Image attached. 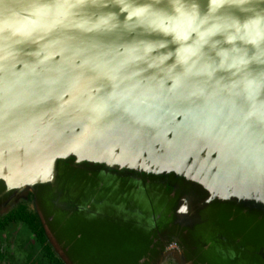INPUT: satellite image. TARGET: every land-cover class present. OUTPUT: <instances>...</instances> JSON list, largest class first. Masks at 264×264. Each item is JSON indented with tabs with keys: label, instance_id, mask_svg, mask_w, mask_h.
I'll return each instance as SVG.
<instances>
[{
	"label": "water",
	"instance_id": "obj_1",
	"mask_svg": "<svg viewBox=\"0 0 264 264\" xmlns=\"http://www.w3.org/2000/svg\"><path fill=\"white\" fill-rule=\"evenodd\" d=\"M29 2L0 0V218L64 264H264V0Z\"/></svg>",
	"mask_w": 264,
	"mask_h": 264
},
{
	"label": "snow or ice",
	"instance_id": "obj_2",
	"mask_svg": "<svg viewBox=\"0 0 264 264\" xmlns=\"http://www.w3.org/2000/svg\"><path fill=\"white\" fill-rule=\"evenodd\" d=\"M189 2H191V0H189ZM197 2H199V0H197ZM133 3H136V4H154L156 6H159L158 0H133ZM12 6L19 7L20 4L16 3ZM27 6L31 9H33V15H35V16H41V15H47V14L56 15V14H61L62 10L66 11L67 9H71L73 7L77 8V9L81 7V5H79V4L74 6V5L67 4V3H58V2H56V0H31V2L27 3ZM9 8H10V5L7 3L2 5V10L5 13L9 11ZM168 8L170 11L179 12V8H176L173 5H168ZM145 11H146L145 9H138L137 11L132 13L133 17H135V22L140 21L141 16L145 13ZM73 14L79 15L80 13H73ZM180 14L182 16L184 15L183 13H180ZM123 15L127 16L128 13L124 12ZM151 15H152L151 12H149L148 16L145 18H150ZM185 19L189 24L191 23V17H185ZM104 23H107V21H105ZM82 31H85V30L77 31V32L73 33L71 36H69L68 38L73 39L74 37H78L82 34ZM236 31L239 32V28H236ZM256 35H257L258 39L264 40V37H262L259 32ZM241 39L243 40L242 37H241ZM244 43L249 45V52L252 54L253 60H257L260 57H264V46H262L258 50L256 47V40L245 41ZM217 55H219V54H217ZM233 56H234V58L235 57L239 58L238 59L239 63H241V64L246 63V61L243 59V54H241L240 49H233ZM235 62H237V61L234 59V63ZM260 66L264 67V60H260ZM238 71H239V69H238Z\"/></svg>",
	"mask_w": 264,
	"mask_h": 264
},
{
	"label": "trees",
	"instance_id": "obj_3",
	"mask_svg": "<svg viewBox=\"0 0 264 264\" xmlns=\"http://www.w3.org/2000/svg\"><path fill=\"white\" fill-rule=\"evenodd\" d=\"M10 220L14 222H23L30 233H34L37 238L39 245H30L26 257V264H50V262H53V264H64L47 240L44 228L40 224V220L33 210H30L26 205H21L10 211L8 214L0 218V231L10 224ZM39 248L42 249L44 256H42ZM0 257H2L1 254Z\"/></svg>",
	"mask_w": 264,
	"mask_h": 264
},
{
	"label": "flooded vegetation",
	"instance_id": "obj_4",
	"mask_svg": "<svg viewBox=\"0 0 264 264\" xmlns=\"http://www.w3.org/2000/svg\"><path fill=\"white\" fill-rule=\"evenodd\" d=\"M11 221V222H10ZM10 224H8L2 231H0V235L4 236V238H0V240H4L7 241L9 239V235L10 233H13V231L11 230L12 228H15V232L13 233L14 235H10V237H13V244L14 247L17 251L15 252H11L14 251L15 249L12 250V248H10V252L11 253H16L19 254L21 257L28 255V250L30 249V245H34L37 246L39 245L37 242V238L35 237L34 233H30V231L26 228L25 224L23 222H14L12 220H10ZM2 242V241H0ZM6 251V250H5ZM0 249V254L2 255L3 258L5 255H7V253ZM39 251L41 252L42 256V249L39 248ZM15 255V254H14ZM27 262V259L25 260V264ZM53 264V262H50V264Z\"/></svg>",
	"mask_w": 264,
	"mask_h": 264
},
{
	"label": "rangeland",
	"instance_id": "obj_5",
	"mask_svg": "<svg viewBox=\"0 0 264 264\" xmlns=\"http://www.w3.org/2000/svg\"><path fill=\"white\" fill-rule=\"evenodd\" d=\"M13 233L15 232V228L11 229ZM13 233H10V235H14ZM8 236L9 239L7 241L0 240V249L5 251L7 255H5L3 258H0V264H25L26 256L21 257L19 254L11 253L17 251L14 247L13 237ZM0 238H4V236L0 235ZM10 248L15 249L14 251H11ZM11 251V252H10ZM15 254V255H14Z\"/></svg>",
	"mask_w": 264,
	"mask_h": 264
}]
</instances>
